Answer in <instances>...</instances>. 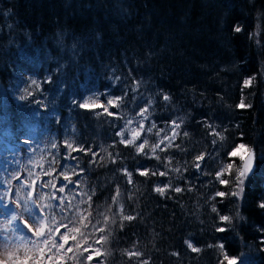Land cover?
Wrapping results in <instances>:
<instances>
[{"label":"trees","instance_id":"1","mask_svg":"<svg viewBox=\"0 0 264 264\" xmlns=\"http://www.w3.org/2000/svg\"><path fill=\"white\" fill-rule=\"evenodd\" d=\"M4 9L12 12L15 30H24L42 52L57 51V41L75 42L81 62L93 70L124 68L134 79L152 77L162 93L180 103V117L169 119L182 122V133H187L189 142L181 148L192 157H204L200 182L207 184V204L197 206L188 193L175 198L157 193L158 176L151 174L155 160L121 144L119 125L103 109L80 108V93L63 91L47 109L18 104L10 86L17 73L35 74L37 66L7 46ZM99 80L100 87L94 79L86 84L88 92L108 87ZM210 124L219 130V146ZM65 142L90 151H74L75 159H64L70 151ZM240 144L255 150V162L238 185L243 160L241 154L229 153ZM214 149L218 159L209 155ZM143 169L149 170L147 176L139 175ZM61 171L80 187L68 184ZM217 172L223 173L219 180ZM64 185L65 192L59 193ZM18 187L32 193L31 205L20 198ZM117 187L120 195L114 203ZM93 190L90 208L79 203L86 197L76 193ZM234 191L239 194L231 195ZM61 196L66 198L64 212L45 207L57 205ZM262 203L264 0H0V227L16 231L19 238L37 239L24 227L28 211L35 225L44 221L45 230L55 215L60 229L52 235L57 243H63L61 235L69 236L59 251L50 247L52 241L40 245L28 264H227L225 254L238 257L240 264H264ZM121 206L123 215L134 219L124 220ZM79 214L86 219L81 221ZM223 216L229 220L222 221ZM63 225L78 231L69 232ZM101 237L107 239L96 243ZM187 240L200 251L192 252ZM97 249L100 255L94 254ZM88 255L91 261L85 259Z\"/></svg>","mask_w":264,"mask_h":264},{"label":"rangeland","instance_id":"2","mask_svg":"<svg viewBox=\"0 0 264 264\" xmlns=\"http://www.w3.org/2000/svg\"><path fill=\"white\" fill-rule=\"evenodd\" d=\"M2 13L6 29L8 30L7 46L13 47V53H17L21 58H27L34 66H37L35 74L26 71L17 73L14 83L10 86L18 104L32 109L42 105L43 108L47 109L48 104L52 102L56 95L68 90L72 96L75 93L81 94L80 97L76 98L79 104L88 100L89 97H93L96 104L108 107L109 112L115 114L111 116L115 118L116 123L119 125L116 135L118 132H124V138L129 139L132 136L131 129L139 130V124L143 120V117L139 115L140 111L147 108L148 111L145 115L148 119L143 120L145 130L136 143L139 144L145 139L148 141V145L145 146L144 152L140 153V155L153 158L156 162L155 172H157L158 180L155 184V189L164 187L165 192L162 196L170 198L188 193V196L197 199L195 201L197 206H205L207 204V201H204L207 191L205 186L207 184L200 182L204 158L198 161L197 157L191 156L189 150L181 148L189 142L187 135L182 133L183 124L177 119H169V117L178 115L182 108L180 103L173 102L171 98L165 101L163 96L166 94L157 88L152 77L134 79L129 71L124 68L107 67L93 70L87 64L81 62V51L75 42L68 44L67 42L57 41L55 44L57 51L47 50L42 52L40 48L35 47L34 39L24 30H15L12 20H10L12 12L4 9ZM42 55L45 63L42 61ZM42 65L43 67H41ZM101 78L102 82L108 87L103 90L88 92L86 84L94 79V85L100 87L101 81L99 79ZM117 97L121 98L118 106L112 107L107 104L109 99ZM94 109L100 110L103 107H94ZM177 117L179 118L180 115ZM129 121L132 123L129 124ZM172 121L180 124V127L175 129L178 135L172 141V146L168 147V141L165 140V143L155 153H152L150 151L152 144L158 143L165 136H172ZM153 124H155V128L148 132L147 129ZM209 128L214 136L215 145L219 146L217 143L220 135L219 130L212 124H210ZM157 132L160 134L157 135ZM117 136L121 140L122 137ZM131 147L135 148L134 146ZM191 152L193 153L192 150ZM211 154H213L214 159H218L216 156L217 150L214 149L209 155ZM237 154L246 157L248 152L242 149ZM156 157H159V159ZM169 161L171 162L169 163ZM197 164H199V167H197ZM160 172L166 174L161 176L159 175ZM193 174L197 175L196 179ZM217 179L219 180V178ZM177 187L181 189L180 192L174 190ZM18 190L20 198L27 201V206L31 205L32 193L23 192L20 187H18ZM195 190H200L202 193L205 192L203 197H197L194 193ZM23 217L24 222L35 226L28 211L23 214ZM193 246L195 245L193 244ZM9 253L13 255L10 257ZM37 253L38 248L31 243L25 244L24 241H21L16 231L7 232V229L0 227V261H4L5 264H19V261L25 259L28 262H32Z\"/></svg>","mask_w":264,"mask_h":264},{"label":"snow or ice","instance_id":"3","mask_svg":"<svg viewBox=\"0 0 264 264\" xmlns=\"http://www.w3.org/2000/svg\"><path fill=\"white\" fill-rule=\"evenodd\" d=\"M234 30H235L236 32H240V31H241V28H240L239 26H235ZM249 83H250V81H245V85H247V84H249ZM120 99H121L120 97H117V98H115V99H109V100L107 101V104L110 105V106H112V107H116V106H118ZM163 99H164L165 101H168V100L170 99V97H169L168 95H164V96H163ZM243 106H244L243 104L240 105V107H243ZM79 107H80V108H85V109H91V108H94V107H103V110H104L105 113H108V115H115L114 113L109 112L108 107H105L104 105H98V104H96V103H95V99H94L93 97H89L88 100L84 101L83 103H80V104H79ZM147 111H148V109H147V108H144V109H142V110L140 111V113H139V115H140L141 117H143V120H147V119H148V117L145 115V113H147ZM143 120H142V121L140 122V124H139V130H137V129H131L132 136H131L130 139H129V138H124V136H125L124 132H118V133H117V135H119V136L122 137L121 140H120L119 142H120L121 144H124L125 146H129V145L134 146V147L136 148L138 154L143 153L144 150H145V146L148 145V141H147L146 139L143 140L141 143L136 144V141H137L138 139H140L141 134H142V133L144 132V130H145V126H144ZM131 123H132V122L129 121V124H131ZM172 127H173V134H172L171 137L165 136V137L162 138L158 143H154V144H152V145L150 146V151H151L152 153H155L156 150H157L158 148H160V146H161L162 144L165 143V140L168 141V147H171V146H172V141L175 139V136L178 135V133L175 131V129H176V128H179V127H180V124L177 123L176 121H172ZM152 128H155V124H153L150 128H148L147 131H148V132H151V131H152ZM159 134H160V133L157 132V135H159ZM184 135H187V133H184ZM64 146H65L67 149L70 150L68 156H65L64 159H70V158H71V159H75V157H71V152H74V151H86V152H87V151H90V149H80V148H77V147H75L73 144L68 143V142H65V145H64ZM53 147H55V145H53ZM242 149L248 152V159L245 160V157H244L243 155L240 157L241 160H245V163H244L243 168L239 170V174H238L237 177H236V180H237V184H238V185H240V184L243 183V179H242V177H244V176L246 175V173H247V172L250 170V168H251V158H252L251 149H247L246 146H245L244 144H240V145L233 146V149H232V150L230 151V153H229L230 156H235V155H237V153H238L240 150H242ZM161 150H165V149H161ZM95 155H96V154L94 153L93 156H95ZM110 155H111V154H110ZM156 158L159 159V157H156ZM203 158H204L203 155H201V156H198L196 159L199 161V160H202ZM54 162H55V161H53V163H54ZM91 162L94 163L95 161L93 160V161H91ZM113 162H115V161L113 160ZM170 162H171V161H169V163H170ZM197 167H199V164H197ZM227 167H228L229 169H231V168H232V164H229ZM82 171H83V170H81L80 173H75V174L79 175V174L82 173ZM177 171H179V169H177ZM138 172H139V175H142V176H147V175L149 174V170H148V169L138 170ZM45 174H46V175H51L52 173H51V172H47V173H45ZM124 174H125L126 176H128V178H129V183H131V182H132V181H131V173H129V172L125 169V170H124ZM151 174H152V175H156L157 173L152 172ZM165 174H166V173H164V172H160V173H159V175H161V176H163V175H165ZM60 175L63 176V179H64L65 181H67L68 184H72L75 188H79V187H80L79 183H78V182H74V181H72L71 178L69 177V175H67L65 172L61 171ZM216 175H217V178H219L221 175H223V173H222V172H217ZM220 182H221L222 184H227V181H225V180H221ZM49 183L52 184L51 181H50ZM41 186L44 187V186H47V185H41ZM52 186H53V187H56L55 184H52ZM65 190H66V185H64V186H60V187L57 189V191H58L59 193H64ZM174 190H175L176 192H180V191H181V189H180L179 187L175 188ZM240 190L243 191L242 188H241ZM155 191H157L158 193H160L161 195H163L164 192H165V188H164V187H157V188L155 189ZM238 194H239V193H237V192H235V191L231 193V195H233V196H237ZM76 195H83V196H85L86 199H81L79 203H81V204H83V203H88V204H89V208H90V207H91V203H90V202H91V200H92V197L95 195V191L93 190L90 194H89V193H79V192H78V193H76ZM119 195H120V190H119V188L117 187V188H116L115 195L112 197V201H113L114 203L116 202L117 197H119ZM216 195H217V196H225V195H227V193H224V192H217ZM74 198H75V197H73V199H74ZM53 199H57V197L53 196ZM58 199H59V203H58L57 205L47 204V205H45V207H47V208L60 207V211H61V212H64V211H65V207H64V206H65V199H66V198L63 197V196H61V197H59ZM67 207H68V208H71V207H72L70 201H69V203L67 204ZM260 207H261V208H264V203H262V204L260 205ZM212 210H213V211H216L215 208H213ZM121 214L123 215V206H121ZM79 215H80L81 221H83L84 219H86V217H84L82 214H79ZM12 219L15 220L16 217L13 216ZM123 219H124V220H128V221H130V220L134 219V217L131 216V215H123ZM221 220H222V221H228V220H229V217H227V216H223V217H221ZM107 222H108V218L106 217V218H105V223H107ZM24 227L27 228V230H28L29 232H31V233L33 234V236H35L37 239L28 240V238H27L25 235L22 234V235L20 236V240H21V241H24L25 244H27V243H31L33 246H35V247H37V248H39L40 245H49V241H52L50 247H51V248H56L57 251H59V249H62V248L64 247V244H66V243L68 242V239H69L68 234H63V235L60 236V240L63 241V243H57V242L55 241V239H54V237H53L52 234H53V232H57V233H58V232H59V229H60V225H59V223L56 221V219H55V215L52 216L51 222H50V224H49L47 230H45V226H44V221H43V220H41V221H40L39 223H37L35 226L29 224L28 222H24ZM63 227L68 228V225H63ZM85 227H87V225H85ZM93 227H95V226L93 225ZM100 230L102 231L103 229H100ZM68 231H69V232H76V231H78V229H76V228H68ZM217 231L223 232V231H225V229H224V228H218ZM81 236L84 237V243H87V236H86L83 232H81ZM71 238H72L73 240L76 239V237H75L74 235H73ZM106 239H107V237H101L99 240H97V241H95V242H96V243H99L100 240H106ZM185 243L187 244L188 248L191 249L192 252H198V251H200L199 248L193 246V243H192V242H190V241H186ZM76 246H77V248L80 247V241H77ZM90 246H91V245H89V247H90ZM219 247L223 250L224 245L221 244V245H219ZM67 251L71 252V251H72V248L69 247V248L67 249ZM83 251H84V252H87V251H88V247H85V248L83 249ZM94 254H95V255H100L101 253H100L99 249H97V250H95ZM128 254H129L130 256H133V255H134V256H137V257H139V256L141 255V253H139V252H131V253H128ZM12 255H13L12 253H9V256H10V257H11ZM173 255H178V253H173ZM49 258L51 259V257H49ZM92 258H93L92 255H88L87 257H85V259H86L87 261H91ZM17 259H18V258H17ZM224 260L227 261V264H240V262H239V258H238V257H229L227 254L224 255ZM0 264H5V262H4V261H0ZM19 264H28V260L25 259V260H23V261H19ZM36 264H39V261H37ZM143 264H148V262H147V261H143ZM220 264H223V261H221Z\"/></svg>","mask_w":264,"mask_h":264},{"label":"water","instance_id":"4","mask_svg":"<svg viewBox=\"0 0 264 264\" xmlns=\"http://www.w3.org/2000/svg\"><path fill=\"white\" fill-rule=\"evenodd\" d=\"M251 154H252V158H251V168L248 172H251L253 167H254V162H255V150L251 149ZM248 159V154L247 156L245 157V160ZM245 160H243V166H244V163H245Z\"/></svg>","mask_w":264,"mask_h":264}]
</instances>
